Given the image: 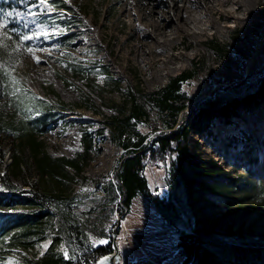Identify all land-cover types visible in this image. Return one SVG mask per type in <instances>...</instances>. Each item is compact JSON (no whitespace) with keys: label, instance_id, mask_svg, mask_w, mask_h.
Segmentation results:
<instances>
[{"label":"rangeland","instance_id":"rangeland-1","mask_svg":"<svg viewBox=\"0 0 264 264\" xmlns=\"http://www.w3.org/2000/svg\"><path fill=\"white\" fill-rule=\"evenodd\" d=\"M187 1L190 0H49L54 10L46 11L48 5H40L39 0H0V18L8 21L6 29H17V33L8 32L11 39L4 40L9 47L6 50L0 48L3 118H14L16 123L27 117L36 118L39 111L30 104L34 98L63 104L54 125L40 140L52 157L80 160V170L67 166L54 175L42 176L33 167L27 150L22 171L15 177L12 175V158L18 153V135L0 134V150L4 151V157L0 158V175L10 174V182L17 189L41 191L55 198V203H63L66 212L71 211L72 215L64 213L60 219L66 230L60 236L58 250L67 252V257L75 263L78 250L92 243L98 248L110 240L104 235L109 232L112 235L121 217L116 208L123 200L116 174L124 151L105 129L95 138L94 152L89 157H81L84 151L81 131L83 128L90 132L102 129L107 117L121 116L120 106L130 112L137 102L130 101L127 90L150 94L163 87L170 77L196 66L205 68L202 67L204 71L197 78L184 85L183 91L190 102L174 128L190 122V150L202 162L207 164L213 160L221 168L212 172L211 178L218 181L217 193L224 192L227 201H217L207 209V204L201 202L189 207L184 191L179 195L178 191L175 195L187 208L170 221L159 216L147 198L139 196L122 217L126 218L120 220L119 248L132 253L135 264H183L175 237L180 232L193 230V217L204 212L215 217L201 229L213 232L225 243H238L242 236L250 240L264 237V98L258 96L250 103L240 105L231 113L228 123L219 114L208 124L201 118L187 122L200 108L210 104L222 108L232 100L264 89V27L259 31L254 52L250 53L247 42V36L260 29L256 24H264V0L214 5L207 9L206 15L203 8L187 5L185 13L190 19H201L204 32H199L194 24H183L174 15V4L185 6ZM239 5L243 6V11L237 10ZM153 9L162 16L153 14ZM164 16L170 23L168 28L164 26L165 35L156 32L155 25ZM207 20H210V26L206 24ZM175 22L179 28L173 30ZM25 24L28 27H24ZM41 28L49 33L48 38L40 35L38 40L27 42L17 38L18 34ZM236 32H241V39H234ZM4 34L5 30L0 29V38ZM214 40L226 47V56L210 49ZM21 43L24 46L14 51ZM28 47L34 55L27 51ZM36 57L40 58L39 63ZM79 65L91 68L94 74L90 78L94 83L87 75L73 74L72 67ZM105 65L111 67L115 80H121V89L108 84L106 76L101 74L100 68ZM243 70L244 75L241 74ZM11 77L19 83L12 84ZM219 79L222 81L216 84ZM16 88L20 91L11 95ZM88 97L95 100L97 109L88 106ZM147 98L146 106L157 122L152 126L144 122L138 128L151 141L161 133L154 127L164 125V121H159L157 106L150 100L151 96L147 95ZM64 114L67 116L63 117ZM71 120L75 123H68ZM206 126L214 137L205 133ZM27 132L28 129L20 131V139L24 142L28 141ZM248 150H254L255 154H248ZM167 173L157 168L147 171L149 186L160 197L167 196L169 190ZM99 175L105 177L101 184L94 179ZM111 184L118 197L116 203L114 194L108 190ZM60 220L54 219L57 227ZM52 239L50 236L38 246V254L46 251ZM101 240L106 243H99ZM15 258L17 255L8 258L7 264Z\"/></svg>","mask_w":264,"mask_h":264},{"label":"trees","instance_id":"trees-1","mask_svg":"<svg viewBox=\"0 0 264 264\" xmlns=\"http://www.w3.org/2000/svg\"><path fill=\"white\" fill-rule=\"evenodd\" d=\"M256 26L260 27L256 34L247 36L250 39H247L251 49L250 53L255 51L261 34L259 31L263 29L264 24L259 23ZM240 35L241 32H236L234 39H241ZM210 49L219 55L226 56L228 53L226 47H221L215 40L210 43ZM249 58L248 56L245 59V63ZM202 67L196 66L192 70L183 71L179 75L170 77L163 87L150 94L136 92L132 89L127 90V97L130 101L137 102L130 112L120 106L121 116L107 117L102 129L90 132L88 128H83L81 131L84 150L81 157H89L94 152L95 138L101 136L105 129L110 131L112 141L124 151L120 160L119 172L116 174L119 193L123 197L116 210L121 215L124 213L126 215L131 210L134 200L142 196L151 202L159 216L171 221L175 216L182 215L181 212L187 208L181 202L180 197L175 195L178 191L179 195L182 190L189 207H195L201 202L207 204L205 207L207 209L210 204L217 201H227L224 192L220 195L217 193L216 184L218 181L211 178L212 172L221 168L213 160L207 164L202 162L190 150L191 126L189 121L192 123L195 122V119L201 118L208 124L214 116L219 114L223 116L224 122L228 123L231 120V113L237 110L240 105L250 103L251 99L258 96L264 98V89L259 90L257 94L232 100L223 105L222 108H216L214 104L200 108L194 115H191L192 117L187 121L189 123L175 129L174 127L179 124L178 117L188 108L190 102V98L183 91V87L188 81L197 78L201 71H204ZM100 69L101 74L108 79V84H113L116 88L121 89V80L113 78L111 67L105 65ZM72 70L76 76L87 75L90 81L94 83L90 78V75L94 74L91 68L79 65L73 66ZM241 74L244 75V70ZM221 81L222 79H219L216 84H220ZM147 95L151 96L150 100L157 106L156 112L159 115V121H164V125L157 126L156 124L154 127L155 131L161 130V133L151 141L147 140L148 136L138 128L139 124L144 122H148L151 126L153 122H157V120L152 119L151 109L146 106L145 100H149ZM87 103L90 108L97 109V104L92 97L87 98ZM30 104L39 111L38 116L36 118L27 117L18 123L14 118L8 120L3 118V112L0 109V134L14 137L18 135L16 137L18 153L12 158V175L16 177L17 173H21V166L25 162L27 150L30 152L33 167L42 176L54 175L63 171L67 166L80 170L79 159L68 160L52 157L40 140V137H43L48 129L54 125L58 118L59 109L64 107L63 104H51L40 98H34ZM65 116L67 115L64 114L63 117ZM68 123L72 124L75 121L71 120ZM23 129L25 132L27 129L29 131L26 133L27 142L20 139V131ZM206 129L205 133L210 138L214 137V133L208 126ZM247 153L255 154L254 150H248ZM3 157L4 151L1 149L0 158ZM252 163L255 165L256 160ZM205 164L207 167L204 166ZM149 168L168 171L169 190L167 196L160 197L159 194L151 190L147 178ZM10 178V174L8 176L0 175V264H7V259L13 258L14 255L18 257L14 259L18 264H74L73 259L66 257L64 253L58 250L60 236L62 231L66 230L65 225L61 223V217L62 214L71 211L66 212L63 203H55L54 200L57 201L55 198H51L41 191L17 189L10 182ZM94 179L97 184H101L105 177L99 175ZM178 184L181 186L179 187ZM108 190L110 194H114L112 196H115L114 201L116 203L118 197L114 193L112 184ZM230 203L229 201L228 205ZM214 217V214L208 215L206 212L201 216L193 217L195 221L193 230L189 233L180 232L175 237L177 238L176 246L183 257V264H264V237L250 240L242 236L238 243H225L213 232L201 229L203 224L211 221ZM56 218L61 219L59 227L54 222ZM125 218L126 216L123 219ZM50 236L53 237L52 244L44 253L38 254V246ZM104 236H108L110 240L106 245L99 246L94 250L102 255L113 251L111 233L109 232L108 235L105 233ZM90 248L89 245L87 248L78 250V252L82 250L86 252ZM95 262L97 260L92 264Z\"/></svg>","mask_w":264,"mask_h":264},{"label":"bare ground","instance_id":"bare-ground-1","mask_svg":"<svg viewBox=\"0 0 264 264\" xmlns=\"http://www.w3.org/2000/svg\"><path fill=\"white\" fill-rule=\"evenodd\" d=\"M237 2H238V0H200V1H198V0H190V1H187V4L185 6H179L178 4L175 3L174 4V11H173V13L176 16V18L178 19V21H181L185 25H188L190 23L191 24H194L195 28L197 30H199V32H204L205 28L203 27L202 20L199 19V18H196V17H194L193 19H190L188 17V15L185 13V11L188 9L187 7L190 4H192L195 7V9L203 8L204 9V12L203 13H204V15H206V14H208L207 9H211L214 5L223 6V5L233 4V3H237ZM209 3H212V4L209 5ZM206 4L208 5V7H207ZM237 10L243 11L244 8H243L242 5H239V7L237 8ZM152 13L155 14V15H161L162 16V14L158 10H156V9H153L152 10ZM162 20H164V21H162ZM162 20H161L160 23L163 24V26H161L160 23L155 24L157 26L156 32L162 33L163 35H165L164 34L165 33L164 32V26L166 28H168V26L170 25V23L168 22L169 20L165 16L163 17ZM206 24L210 26V24H211L210 20H207ZM178 28L179 27L177 26V22H175L174 27H173V30H176ZM161 30H163V31H161Z\"/></svg>","mask_w":264,"mask_h":264},{"label":"snow or ice","instance_id":"snow-or-ice-1","mask_svg":"<svg viewBox=\"0 0 264 264\" xmlns=\"http://www.w3.org/2000/svg\"><path fill=\"white\" fill-rule=\"evenodd\" d=\"M39 4L40 5H48V8H46V11L48 10H54V8H52L51 4L49 3V0H39ZM8 15H11V13H9ZM8 23V21L4 18H0V29H4L5 30V34L3 38H0V48L2 49H7L9 47V44L5 43L4 40L5 39H11V37L8 35V32H12V33H17V29L15 28H11V29H6V24ZM24 27H28L27 24L24 25ZM40 35H43L45 38H48L49 33H47L46 31H44L43 28L39 29V31H32L31 33H25V34H18L17 38L18 40L22 41V42H27V41H31V40H38L40 38ZM23 43H21L17 48L14 49V51H19V47H23ZM27 51L29 53H33V50L31 47L27 48ZM37 62H40V58L36 57ZM10 67V65H9ZM10 75V74H9ZM11 83L12 84H18L19 81L16 80L15 77H11ZM3 85L0 84V87H2ZM20 91L19 88H16L13 92H11V95H15L16 92ZM99 243L103 244L106 243V241L101 240L99 241ZM65 256H68V253L65 252ZM8 264H18V262L16 261H9Z\"/></svg>","mask_w":264,"mask_h":264},{"label":"built area","instance_id":"built-area-1","mask_svg":"<svg viewBox=\"0 0 264 264\" xmlns=\"http://www.w3.org/2000/svg\"><path fill=\"white\" fill-rule=\"evenodd\" d=\"M90 247H91L90 250L86 252H84L83 250L81 252H77L75 264H92L95 260L100 259L102 256L110 254V252H108L105 255L96 253L94 251L96 249V245L94 243H92ZM135 263H136L135 256L132 253L128 252L127 250L123 249L119 264H135Z\"/></svg>","mask_w":264,"mask_h":264},{"label":"water","instance_id":"water-1","mask_svg":"<svg viewBox=\"0 0 264 264\" xmlns=\"http://www.w3.org/2000/svg\"><path fill=\"white\" fill-rule=\"evenodd\" d=\"M123 216L124 214L121 215L119 222L116 224V226L112 230L111 245L113 247V252L109 255L103 256L94 264H119L120 263L121 252H120V248L118 245V230L120 228V220Z\"/></svg>","mask_w":264,"mask_h":264}]
</instances>
